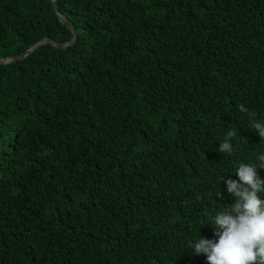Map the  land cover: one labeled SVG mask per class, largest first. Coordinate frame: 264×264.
<instances>
[{
    "label": "trees",
    "instance_id": "1",
    "mask_svg": "<svg viewBox=\"0 0 264 264\" xmlns=\"http://www.w3.org/2000/svg\"><path fill=\"white\" fill-rule=\"evenodd\" d=\"M56 7L73 43L0 62V264H207L219 177L264 152V0ZM44 35L72 36L51 0H0V57Z\"/></svg>",
    "mask_w": 264,
    "mask_h": 264
},
{
    "label": "clouds",
    "instance_id": "2",
    "mask_svg": "<svg viewBox=\"0 0 264 264\" xmlns=\"http://www.w3.org/2000/svg\"><path fill=\"white\" fill-rule=\"evenodd\" d=\"M238 109L253 118L250 128L264 140V121L254 119L256 113L249 112L244 104H239ZM236 135V129H229L218 151L231 156ZM253 157V162L238 163L235 168L238 179L219 177V182L224 180L227 193L234 197V203L215 212L209 220L218 239L201 237L188 243L195 254L206 256L207 264H264V200L258 196L264 190V180L257 172L258 167L264 169V152L254 151Z\"/></svg>",
    "mask_w": 264,
    "mask_h": 264
},
{
    "label": "water",
    "instance_id": "3",
    "mask_svg": "<svg viewBox=\"0 0 264 264\" xmlns=\"http://www.w3.org/2000/svg\"><path fill=\"white\" fill-rule=\"evenodd\" d=\"M52 6L54 8L55 13L57 14V16L61 19V21L66 25V27H68L72 33V36L69 40L67 41H57L54 40L50 37H48L47 35H44L42 38H40L39 40H37L35 43H33L31 46H29L28 48H26L25 50L13 54V55H9L6 57H0V62H5L8 61L10 59H14V58H19V57H24L26 56L29 52H31L35 47H37L38 45L44 43V42H50L55 46H66L68 44H71L74 42L75 37H76V31L74 26L72 25V23L63 15L61 14L56 7V0H51Z\"/></svg>",
    "mask_w": 264,
    "mask_h": 264
}]
</instances>
